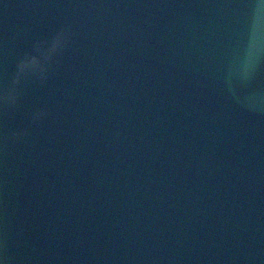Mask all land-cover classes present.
Here are the masks:
<instances>
[{
    "label": "water",
    "instance_id": "water-1",
    "mask_svg": "<svg viewBox=\"0 0 264 264\" xmlns=\"http://www.w3.org/2000/svg\"><path fill=\"white\" fill-rule=\"evenodd\" d=\"M0 264H264V0H0Z\"/></svg>",
    "mask_w": 264,
    "mask_h": 264
}]
</instances>
